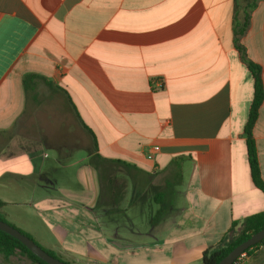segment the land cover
I'll use <instances>...</instances> for the list:
<instances>
[{
  "label": "crops",
  "instance_id": "crops-1",
  "mask_svg": "<svg viewBox=\"0 0 264 264\" xmlns=\"http://www.w3.org/2000/svg\"><path fill=\"white\" fill-rule=\"evenodd\" d=\"M235 3L0 0V213H51L61 239L95 237L94 259L133 245L143 264H203L264 211L243 136L254 81L234 44ZM241 43L264 86V0ZM28 73L46 80L25 90ZM253 138L264 181V99ZM244 264H264V249Z\"/></svg>",
  "mask_w": 264,
  "mask_h": 264
},
{
  "label": "trees",
  "instance_id": "trees-1",
  "mask_svg": "<svg viewBox=\"0 0 264 264\" xmlns=\"http://www.w3.org/2000/svg\"><path fill=\"white\" fill-rule=\"evenodd\" d=\"M259 1L260 0H235L236 3L233 34L235 47L239 52L242 61L246 64L248 70L250 71L254 81L253 96L248 112L247 121L244 126L243 136L245 137L246 141L247 157L252 181L254 185L264 194V181L261 178L257 149L255 140L253 138V127L255 125V122L257 121L259 108L264 99L262 68L258 63L254 62L247 56L246 48L241 43V38L246 34L247 29L250 25L251 12L255 9ZM35 78L46 80L40 75L28 73L23 78L25 90L30 86V82L33 83V80ZM1 206L2 202L0 201V208ZM162 210H164V205L159 208V211ZM0 219L4 220L2 217V213H0ZM233 226L235 225L233 224ZM262 228H264V211H260L258 213L247 216L242 221L239 231L232 238L224 240L217 246L208 248L203 252V264H217L218 261L223 258L231 249L249 238L251 234L259 231ZM21 232L32 238L27 233L23 231ZM253 246H250L245 251H248ZM16 251L26 254L29 258L38 261L40 264H47L33 255L20 241L0 230V253L8 257L16 253ZM46 251L54 256L51 251Z\"/></svg>",
  "mask_w": 264,
  "mask_h": 264
},
{
  "label": "rangeland",
  "instance_id": "rangeland-1",
  "mask_svg": "<svg viewBox=\"0 0 264 264\" xmlns=\"http://www.w3.org/2000/svg\"><path fill=\"white\" fill-rule=\"evenodd\" d=\"M23 127L21 128V123H18L17 132L26 134V125H23ZM4 212L6 214L3 213L2 217L7 223L30 235L37 244L51 251L56 258L67 264H106L107 260L112 259L111 255L114 258L116 257V264H118L117 262H120V264H143V246L114 245L113 247L116 248V252L109 254V258L102 259L98 257L94 259L89 256L88 250L91 253L94 248L98 249L99 247L100 251L98 253L104 252L102 246L97 244L98 241L95 237L84 234L85 236L81 235L79 237L77 235H68L61 239L55 235V232L58 231L55 223L52 222L50 217L48 218V215L52 217L51 213L40 215L34 212L33 207L29 204L7 206ZM91 229H96L100 233L103 231L101 225ZM84 231L87 233L86 230ZM114 231L118 233L122 232L121 229H114ZM0 264L40 263L29 258L26 254L16 251V253L8 257L0 253Z\"/></svg>",
  "mask_w": 264,
  "mask_h": 264
},
{
  "label": "water",
  "instance_id": "water-1",
  "mask_svg": "<svg viewBox=\"0 0 264 264\" xmlns=\"http://www.w3.org/2000/svg\"><path fill=\"white\" fill-rule=\"evenodd\" d=\"M0 230L20 241L33 255L47 264H67L52 256L32 238L22 233L19 229L0 219ZM264 238V228L250 235L249 238L231 249L217 264H231L242 252L255 245Z\"/></svg>",
  "mask_w": 264,
  "mask_h": 264
},
{
  "label": "built area",
  "instance_id": "built-area-1",
  "mask_svg": "<svg viewBox=\"0 0 264 264\" xmlns=\"http://www.w3.org/2000/svg\"><path fill=\"white\" fill-rule=\"evenodd\" d=\"M152 150L156 151L158 150V147L154 146ZM148 157H152V155H148ZM262 249H264V238L251 247L248 251L242 252L231 264H244L247 258L250 256V253L258 252Z\"/></svg>",
  "mask_w": 264,
  "mask_h": 264
}]
</instances>
